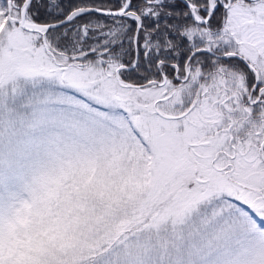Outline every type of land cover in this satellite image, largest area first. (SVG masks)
Here are the masks:
<instances>
[{"label":"snow or ice","instance_id":"snow-or-ice-1","mask_svg":"<svg viewBox=\"0 0 264 264\" xmlns=\"http://www.w3.org/2000/svg\"><path fill=\"white\" fill-rule=\"evenodd\" d=\"M114 127L174 183L169 264H264V0H0V183Z\"/></svg>","mask_w":264,"mask_h":264},{"label":"rangeland","instance_id":"rangeland-1","mask_svg":"<svg viewBox=\"0 0 264 264\" xmlns=\"http://www.w3.org/2000/svg\"><path fill=\"white\" fill-rule=\"evenodd\" d=\"M175 191L119 127L24 151L0 183V264H169Z\"/></svg>","mask_w":264,"mask_h":264},{"label":"trees","instance_id":"trees-1","mask_svg":"<svg viewBox=\"0 0 264 264\" xmlns=\"http://www.w3.org/2000/svg\"><path fill=\"white\" fill-rule=\"evenodd\" d=\"M130 227H132V225H130ZM92 259H93V256L86 257L79 263V259L75 258L74 260H71L69 263H66V264H89Z\"/></svg>","mask_w":264,"mask_h":264}]
</instances>
